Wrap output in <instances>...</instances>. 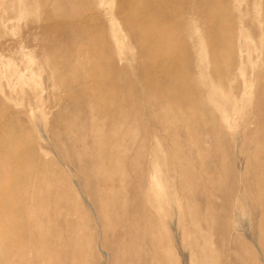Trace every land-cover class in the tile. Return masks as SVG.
<instances>
[{
    "label": "rangeland",
    "instance_id": "374dc122",
    "mask_svg": "<svg viewBox=\"0 0 264 264\" xmlns=\"http://www.w3.org/2000/svg\"><path fill=\"white\" fill-rule=\"evenodd\" d=\"M0 235V264H264V0H0Z\"/></svg>",
    "mask_w": 264,
    "mask_h": 264
},
{
    "label": "bare ground",
    "instance_id": "6f19581e",
    "mask_svg": "<svg viewBox=\"0 0 264 264\" xmlns=\"http://www.w3.org/2000/svg\"><path fill=\"white\" fill-rule=\"evenodd\" d=\"M9 203L7 201L3 200V197H2V203H1V209H2V211L5 212L7 215H10L11 214L13 216V214H15L17 217H19L20 214L17 211V209L19 208L18 206L20 205L19 201H17V203H16V207H18V208H14L15 206L14 205H11ZM19 211H20V209H19ZM0 237H1V235H0ZM0 241L2 243L3 242V239L0 238ZM3 245H2V247H0V249H1V252L3 254H5L6 253V248Z\"/></svg>",
    "mask_w": 264,
    "mask_h": 264
}]
</instances>
